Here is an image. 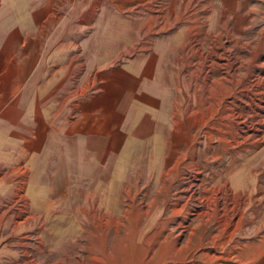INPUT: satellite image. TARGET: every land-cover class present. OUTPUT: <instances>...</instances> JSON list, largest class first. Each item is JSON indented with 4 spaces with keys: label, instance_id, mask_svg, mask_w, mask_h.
Wrapping results in <instances>:
<instances>
[{
    "label": "rangeland",
    "instance_id": "374dc122",
    "mask_svg": "<svg viewBox=\"0 0 264 264\" xmlns=\"http://www.w3.org/2000/svg\"><path fill=\"white\" fill-rule=\"evenodd\" d=\"M98 3L131 35L110 147L0 136V264H264V0Z\"/></svg>",
    "mask_w": 264,
    "mask_h": 264
},
{
    "label": "crops",
    "instance_id": "0c3cea01",
    "mask_svg": "<svg viewBox=\"0 0 264 264\" xmlns=\"http://www.w3.org/2000/svg\"><path fill=\"white\" fill-rule=\"evenodd\" d=\"M99 8L98 0H0V136L13 146L29 151L55 131L105 137L110 147L115 97L132 81L125 64L116 78L114 58L132 55L131 35L100 28L114 23V7Z\"/></svg>",
    "mask_w": 264,
    "mask_h": 264
}]
</instances>
